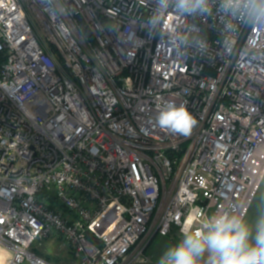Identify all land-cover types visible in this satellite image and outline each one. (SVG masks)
I'll return each mask as SVG.
<instances>
[{
    "label": "built area",
    "instance_id": "2783aa9c",
    "mask_svg": "<svg viewBox=\"0 0 264 264\" xmlns=\"http://www.w3.org/2000/svg\"><path fill=\"white\" fill-rule=\"evenodd\" d=\"M221 3L0 0L6 264H53L47 241L72 264H160L157 235L245 218L264 179V16ZM167 103L195 118L190 135L158 126Z\"/></svg>",
    "mask_w": 264,
    "mask_h": 264
},
{
    "label": "clouds",
    "instance_id": "9594fccd",
    "mask_svg": "<svg viewBox=\"0 0 264 264\" xmlns=\"http://www.w3.org/2000/svg\"><path fill=\"white\" fill-rule=\"evenodd\" d=\"M162 8L169 0H160ZM225 13L264 16V0H222ZM181 15L204 14L208 0H174ZM158 126L173 133L188 136L196 125L195 118L184 106L165 104L156 117ZM253 233H255L253 235ZM208 261H204L205 254ZM264 264V215L254 224L242 215L221 210L205 220L202 227L183 233L179 243L170 246L160 264Z\"/></svg>",
    "mask_w": 264,
    "mask_h": 264
},
{
    "label": "rangeland",
    "instance_id": "374dc122",
    "mask_svg": "<svg viewBox=\"0 0 264 264\" xmlns=\"http://www.w3.org/2000/svg\"><path fill=\"white\" fill-rule=\"evenodd\" d=\"M31 16L33 19H36L35 13L31 11ZM43 33V32H42ZM264 215V179L259 187L258 192L255 195V198L251 204L250 209L248 210L245 220L250 223L254 224L255 221L261 216ZM255 233H253L254 235ZM180 242V240H179ZM63 243H56L53 244L50 241H47L43 243L42 245H39L37 247V251L43 253L44 255L52 256L55 259H58V263L53 264H72L71 263V257L69 254V251L62 246ZM174 244L171 243L170 239L163 238L159 235L153 238L151 241L147 251L146 256L151 257L153 260H161V257L164 255V253L167 251V249L170 246H173ZM1 258V256H0ZM204 261H208V255L205 254ZM203 264V262H202Z\"/></svg>",
    "mask_w": 264,
    "mask_h": 264
},
{
    "label": "crops",
    "instance_id": "0c3cea01",
    "mask_svg": "<svg viewBox=\"0 0 264 264\" xmlns=\"http://www.w3.org/2000/svg\"><path fill=\"white\" fill-rule=\"evenodd\" d=\"M0 264H6L11 258V252L0 246Z\"/></svg>",
    "mask_w": 264,
    "mask_h": 264
},
{
    "label": "trees",
    "instance_id": "16d2710c",
    "mask_svg": "<svg viewBox=\"0 0 264 264\" xmlns=\"http://www.w3.org/2000/svg\"><path fill=\"white\" fill-rule=\"evenodd\" d=\"M52 51L55 53V50L54 49H52ZM36 252L40 255V256H42L43 258H45L46 260H48V261H50V262H52V263H58V259H55L54 257H52V256H48V255H44L43 253H41V252H39V251H37L36 250Z\"/></svg>",
    "mask_w": 264,
    "mask_h": 264
}]
</instances>
